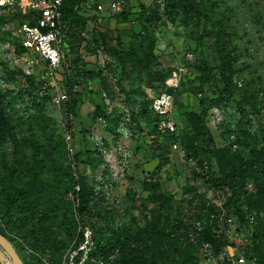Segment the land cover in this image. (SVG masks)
Returning <instances> with one entry per match:
<instances>
[{
    "label": "rangeland",
    "instance_id": "obj_1",
    "mask_svg": "<svg viewBox=\"0 0 264 264\" xmlns=\"http://www.w3.org/2000/svg\"><path fill=\"white\" fill-rule=\"evenodd\" d=\"M22 1L1 0L4 4H0V97H5L0 113V184L9 182L20 192L32 188L38 195L44 193L42 202L49 199V204L43 207L47 217L40 221L20 208L6 218L0 196V225L15 244H23V249L18 246L21 260L41 264H237L236 259L246 251L253 255L251 235L257 217L264 257V185L257 187L246 179L241 207L251 209L249 201L260 200L255 220L247 224L225 210V197L205 183L193 158L195 131L187 117L208 106L204 122L215 148L221 150L220 157L225 158L220 165L216 157L212 159L216 176L240 159H248L251 150L264 149V0H196L206 19L186 16L176 0L170 12L167 0H133L116 18L99 14L103 17L98 25L101 37L113 44L118 36L133 60L121 63L113 55L89 51L85 45H93V35L88 29L81 34L84 40L78 55L83 72L73 74L76 109L70 149L68 99L54 101L57 95H67L63 68L52 75L35 54L5 48L6 42L17 40L11 27L24 14ZM81 13L95 14L88 6ZM219 26L221 33L216 32ZM212 29L214 34L202 36ZM225 47L234 49L230 51L232 96L217 104L211 100L225 96L220 75ZM134 53L144 60L149 55L146 70ZM204 65L207 81L201 86L199 67ZM53 81L56 86L49 84ZM163 92L174 97L172 117L178 131L172 135L177 141L155 130L156 116L146 103ZM154 141L164 145L165 151L157 149ZM174 143L178 150L172 148ZM69 153L77 155V168L88 191L82 215L84 238L77 249L69 233L81 230L70 218L75 210L70 205L72 192L79 186L66 172ZM153 182L160 186L157 193L170 199L171 209L160 211L159 203L151 199L144 183ZM66 189L67 195L63 194ZM208 203L221 209L220 228L233 243L220 253L202 238L201 220ZM76 204L83 205L79 200ZM153 215L154 221L161 218V222L178 217L181 242L173 237L168 240L178 248L176 253L158 256L156 247L162 242L151 227L155 225ZM198 221L201 229H197ZM5 264L10 263L5 260Z\"/></svg>",
    "mask_w": 264,
    "mask_h": 264
},
{
    "label": "trees",
    "instance_id": "obj_2",
    "mask_svg": "<svg viewBox=\"0 0 264 264\" xmlns=\"http://www.w3.org/2000/svg\"><path fill=\"white\" fill-rule=\"evenodd\" d=\"M173 1L174 0H167V12H170V8L174 4ZM176 2L182 13L186 16L205 19L207 18L204 10L199 5V2H196V0H176ZM87 6L88 8L92 9L95 14L91 16H85L84 14H82L81 10L84 7L86 8ZM126 7L120 12L112 13L109 15H112L114 18L118 17V14L123 15L127 10ZM60 12V38L62 47L66 50L63 58V71L65 76L64 80L66 83V94L68 97V100L65 103V108L66 117L68 120V130L70 132L73 123V116L76 109V100L74 97V85L76 84V82L74 75H80L83 72V70L80 69L82 66V59L78 55L81 49L82 40H84V38L81 37V34L87 33V31L90 30L91 35H93V45H90V43H87L85 45V48L89 49V51L105 52L106 54H110L119 58L121 63L127 61L128 58H132L133 60V57L132 53L128 54L127 51L122 48L118 36L114 38L115 41L113 44H110L109 41L101 37L98 32V25L100 24V21H102L103 17H100L99 14L101 13L95 11V6H91L89 4V0H64L60 7ZM38 20L39 16L37 14L26 12L20 16L19 20L14 21L17 24L26 22L33 25L38 22ZM216 32L221 33L222 26H219ZM214 33V29L203 31L202 36H209ZM95 34H97V37ZM228 49V47H225V49L222 50V65L220 69L221 80L224 85L223 92L225 96L211 100V102L217 104L229 101L232 96V65L230 51H233L234 49H231L230 51H228ZM135 55L136 53H134V56ZM146 56L147 57L145 58V60L144 58L139 59L135 56V60L142 65L143 70L147 69V64L149 62V55ZM199 70V81L200 85L202 86L207 81L208 69L207 66L204 65L203 67H199ZM30 86L33 87V84H31ZM4 98V96L0 97V113H2V106L3 102L5 101ZM45 100H49V97H46ZM243 100L251 104L249 98H245L244 96ZM146 103L147 106H149L148 104L150 103V101H147ZM40 110L41 109H39V111ZM207 113L208 106L204 105L202 111L199 114L193 112L187 114V117L193 124V129L195 131V140L191 144L193 158L196 160V165L201 171V176L203 177L205 183L223 194V196L225 197V203L223 205L224 209L236 213L240 217L241 221L248 224L251 218L255 220L257 215L256 209L261 204V202L260 200L254 199V201H249V207L251 209L244 210L241 207L242 198L246 193V179L249 178L250 180H252L257 187H259L260 185H264V149L251 150L248 159H240L231 167H229L228 170L224 169L221 171V174L219 176H216L212 168V159L216 157V160L220 165L222 164L223 160H225V158L223 157L224 159H222V157H220L221 150L215 148L212 134L205 125L204 120ZM157 122L158 118L155 117L153 123L155 130L157 129ZM165 136L167 139L171 137L172 140L174 139L175 141H177L175 135L165 134ZM71 139L72 133L70 132L67 141L69 149L71 145ZM153 144L156 145L157 149L165 151V146L159 143V141H154ZM69 156V164L67 165L66 172L67 175L71 177L73 184L79 186V190L72 192V200L70 202V205L73 204L75 206V210L71 214L70 218L72 221H76L78 223V226L81 227V230H79V232L74 231L72 233H69L70 237L74 238L76 242L75 249H77L78 245L83 241L84 238V231L82 230V228H84L82 215L86 210V203L88 202V191L83 184V177L80 175L77 168V155L69 153ZM2 183L4 184H0V196L2 198V209L4 210L6 218H11L12 216L10 214H12V211L17 208H20L19 211L21 210V212L33 215L34 218L40 217L39 221L43 217H47L44 213L45 210L43 207L45 204H49V199L48 201L42 202L44 193L43 195H38V193L32 191V188H30V191L26 190L25 192H20L16 188L13 189L12 185L9 182ZM144 187L151 192V199L154 202L159 203L160 211H166L167 209L172 208L170 199L160 193H157L160 189V186L157 182L144 183ZM63 194H69V190H64ZM78 200L81 201L83 205H77L76 202ZM208 206L209 207L206 208L207 211L204 218L202 220L200 219L204 229L202 238L212 245L215 253H220L225 247L230 246L233 243L229 240L225 231L221 230L220 228V208H218L217 205H211L209 203ZM175 214L177 215L178 213ZM176 215L166 218L167 220L165 222H161V218H157V220L154 221L156 216H151L152 220L155 222V225L151 227L155 228L156 236L162 242L158 247H156L159 257L165 256L168 251H171L172 253H176L178 251V248H175L171 243H168L170 237H173L175 242H181V231L183 229L180 228V222ZM256 219L257 226L255 227V229H253L251 235L253 255H250V253L246 251L243 256L249 264L252 261H254L255 264H264V257L262 255L263 239L261 235V220L259 217H257ZM46 230L49 234L50 232L48 231V228ZM18 231L20 232V230ZM0 234H2L13 245L19 256L18 246L20 245L19 247L23 249V244L20 242L18 244H15L14 239L5 232L1 225ZM41 234L45 235L48 238V236L44 234L43 230ZM186 239L189 238L186 237L185 240ZM6 259L10 264H12L11 260L7 256ZM22 263L41 264L39 260L31 261L30 263L22 261ZM150 264H154V262H151Z\"/></svg>",
    "mask_w": 264,
    "mask_h": 264
},
{
    "label": "built area",
    "instance_id": "obj_3",
    "mask_svg": "<svg viewBox=\"0 0 264 264\" xmlns=\"http://www.w3.org/2000/svg\"><path fill=\"white\" fill-rule=\"evenodd\" d=\"M131 1L133 0H89V4L95 6V11L98 13L112 14L120 12ZM63 2L64 0H23L20 3L22 12L37 14L39 20L33 25L24 22L11 27L15 31L17 40L13 44L6 42L5 48L13 52L22 50L35 54L46 64L52 75L59 74L63 68L64 58L60 38V7ZM0 4L4 3L0 0ZM49 84L56 86L54 81ZM67 99V95H57L54 101L59 103ZM173 108L174 97L170 93L163 92L150 100L148 110L158 118L157 130L161 134H176L178 131L177 122L172 117ZM172 148L178 150V144L174 143ZM196 226L197 229H201L200 222H197ZM190 236L193 239L194 236ZM236 262L249 264L243 255L239 256ZM250 264L255 262L252 261Z\"/></svg>",
    "mask_w": 264,
    "mask_h": 264
},
{
    "label": "water",
    "instance_id": "obj_4",
    "mask_svg": "<svg viewBox=\"0 0 264 264\" xmlns=\"http://www.w3.org/2000/svg\"><path fill=\"white\" fill-rule=\"evenodd\" d=\"M6 256L11 260L12 264H23L19 258L13 245L0 234V263L5 264Z\"/></svg>",
    "mask_w": 264,
    "mask_h": 264
},
{
    "label": "crops",
    "instance_id": "obj_5",
    "mask_svg": "<svg viewBox=\"0 0 264 264\" xmlns=\"http://www.w3.org/2000/svg\"><path fill=\"white\" fill-rule=\"evenodd\" d=\"M61 46H62V44H61ZM63 49V48H62Z\"/></svg>",
    "mask_w": 264,
    "mask_h": 264
}]
</instances>
